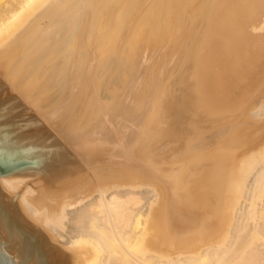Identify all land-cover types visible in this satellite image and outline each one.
I'll return each mask as SVG.
<instances>
[{
	"label": "bare ground",
	"instance_id": "obj_1",
	"mask_svg": "<svg viewBox=\"0 0 264 264\" xmlns=\"http://www.w3.org/2000/svg\"><path fill=\"white\" fill-rule=\"evenodd\" d=\"M0 79L87 172L0 177L51 242L264 264V0H0Z\"/></svg>",
	"mask_w": 264,
	"mask_h": 264
},
{
	"label": "water",
	"instance_id": "obj_2",
	"mask_svg": "<svg viewBox=\"0 0 264 264\" xmlns=\"http://www.w3.org/2000/svg\"><path fill=\"white\" fill-rule=\"evenodd\" d=\"M86 173L0 79V177H38L48 190H62ZM20 192L11 196L0 187V264H84L25 217L17 204Z\"/></svg>",
	"mask_w": 264,
	"mask_h": 264
},
{
	"label": "rangeland",
	"instance_id": "obj_3",
	"mask_svg": "<svg viewBox=\"0 0 264 264\" xmlns=\"http://www.w3.org/2000/svg\"><path fill=\"white\" fill-rule=\"evenodd\" d=\"M262 118H263V117H262ZM262 118H261V119H262ZM59 241H61V239H60ZM61 242H64V241L62 240Z\"/></svg>",
	"mask_w": 264,
	"mask_h": 264
}]
</instances>
